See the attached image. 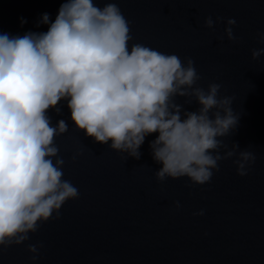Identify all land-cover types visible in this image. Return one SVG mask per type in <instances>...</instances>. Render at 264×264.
Masks as SVG:
<instances>
[{
    "label": "water",
    "instance_id": "obj_1",
    "mask_svg": "<svg viewBox=\"0 0 264 264\" xmlns=\"http://www.w3.org/2000/svg\"><path fill=\"white\" fill-rule=\"evenodd\" d=\"M64 2L0 0V33L46 32L38 21L48 13L54 22ZM96 2L118 4L130 23V45L191 58L199 86L218 83L221 97L234 98L239 121L224 143L251 152L255 162L244 177L233 157L220 161L203 186L187 178L161 183L149 147L158 134L146 137L139 160L128 158L77 130L61 102L59 114H48L53 126L61 119L68 125L54 143L78 199L62 205L59 219L54 214L21 245L0 247V264H33L29 246L38 249L36 264H264V56L252 58L253 50L264 47L257 37L264 31V0ZM209 16L223 22L208 29ZM229 18L236 20L235 42L224 35ZM176 102L187 111L198 108L185 98ZM201 210L203 216L195 215Z\"/></svg>",
    "mask_w": 264,
    "mask_h": 264
},
{
    "label": "clouds",
    "instance_id": "obj_2",
    "mask_svg": "<svg viewBox=\"0 0 264 264\" xmlns=\"http://www.w3.org/2000/svg\"><path fill=\"white\" fill-rule=\"evenodd\" d=\"M221 22L209 16L205 27ZM41 24L46 32L0 33V247L21 245L54 214L59 219L62 205L78 199L54 143L68 125L61 119L53 126L48 114H59L61 102L77 130L128 158L139 160L146 137L158 134L149 147L161 183L187 178L203 186L220 161L233 157L237 174H248L255 156L224 143L239 121L234 98L221 97L218 83L199 86L191 58L130 45V23L117 3L65 0L54 22L45 13ZM235 25L229 18L224 29L233 42ZM257 37L264 45V31ZM261 56L264 47L252 51L253 60ZM177 97L198 108L184 110ZM28 251L36 264L37 247Z\"/></svg>",
    "mask_w": 264,
    "mask_h": 264
}]
</instances>
